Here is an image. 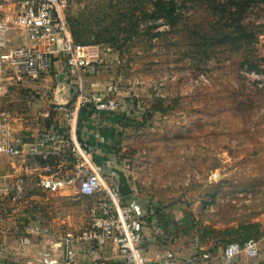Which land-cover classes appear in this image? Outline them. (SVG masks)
<instances>
[{
	"label": "rangeland",
	"instance_id": "374dc122",
	"mask_svg": "<svg viewBox=\"0 0 264 264\" xmlns=\"http://www.w3.org/2000/svg\"><path fill=\"white\" fill-rule=\"evenodd\" d=\"M155 1L68 0L71 35L88 46L92 64L70 82L61 116L79 98L116 86V110L96 112L92 100L81 105L79 137L106 157L99 165L107 180L117 183L124 172L126 196L143 204L145 236L156 245L183 258L217 241L263 240L264 0L243 8L241 0H166L167 12ZM127 115L137 120L121 124ZM45 159L54 176L73 170L69 150ZM24 174L6 175L22 179L16 200L23 223L56 218L61 237L89 228L98 194L81 193L79 178L50 191L37 172ZM183 205L175 218L172 209ZM244 223L256 226L246 235L228 230Z\"/></svg>",
	"mask_w": 264,
	"mask_h": 264
},
{
	"label": "built area",
	"instance_id": "2783aa9c",
	"mask_svg": "<svg viewBox=\"0 0 264 264\" xmlns=\"http://www.w3.org/2000/svg\"><path fill=\"white\" fill-rule=\"evenodd\" d=\"M68 0H0V97L5 96L8 84L24 80L44 81L55 57L64 58L68 73L74 72L76 81L82 80L81 71L92 64L88 46L76 42L65 18ZM21 31V42L10 45L9 32ZM116 86L109 83L103 96L79 98L66 113L67 129L63 134L54 130H43L28 147V154L47 157L59 150V142L67 147L74 157V172L71 176L42 175L39 185L56 191L74 183L79 178L78 190L86 195L98 194L92 209L89 228L82 233L66 231L60 239V255L49 252L27 258L25 264H76L75 247L79 243L102 246L111 242L125 264H206L210 260L228 261L244 252L249 256L258 255V241L248 236L242 242L228 241L218 253L203 251L198 256L183 257L165 249L154 258L146 255L143 247L144 206L134 197L122 195L114 181L106 179L101 166L93 159L96 147L77 137L79 108L92 100L96 112L114 111L120 101ZM12 115L0 110V154L17 156L21 145L11 138ZM22 188L20 176L7 181L0 173V195L16 199ZM183 210L187 205L182 206ZM2 211L0 208V218ZM24 242L29 237H23ZM99 264H112L105 261Z\"/></svg>",
	"mask_w": 264,
	"mask_h": 264
},
{
	"label": "crops",
	"instance_id": "0c3cea01",
	"mask_svg": "<svg viewBox=\"0 0 264 264\" xmlns=\"http://www.w3.org/2000/svg\"><path fill=\"white\" fill-rule=\"evenodd\" d=\"M9 34H13L12 41L9 37L10 45L21 42V31L17 32L12 29ZM55 79L57 84L53 85L52 82ZM76 80L73 72L68 73L64 58L58 56L53 59L44 81L24 80L8 84V93L0 97V110H7L11 113V138L21 145L22 152L17 156L0 154V173L5 176L10 173L15 175L16 172L28 175L35 171L41 176H54L53 173L46 172L45 157L40 154H28V147L43 130L51 129L59 134L66 131L67 124L64 119L68 110L65 111L64 117H62L59 108L70 100L73 90L69 85L70 82ZM48 92L52 94L49 96ZM76 102L71 103V107ZM78 129L81 132V128ZM86 136H89L88 132ZM58 144L59 150L50 155H60L67 151L68 148L62 142ZM92 145L95 146V144ZM32 158H37V163L34 162L35 160L32 161ZM62 164V162L58 163V166L60 167ZM73 172L74 163L73 170L65 177L71 176ZM25 177L27 179V176ZM7 180L10 181L9 178ZM20 206L21 204L16 199L12 200L11 197L5 194L0 195L1 211L3 209L0 218V264H25L27 258L37 256L43 252H49L52 256L60 255L61 248L59 244L61 232L64 230H61L63 227L60 228V224L55 221L56 218L43 216L42 219H39V217L30 219L28 216L23 223V217L20 216V212H17ZM180 207L172 209L175 218H179L183 214L184 210L182 206ZM260 230H262L261 237L263 240L253 236L258 241L257 256H249L241 252L231 260L223 262L219 259H213L206 264H264V221L260 225ZM145 234V225H143V242L148 241L149 248L148 250L144 249V251L148 257L154 258L163 250L171 249L162 248L159 244L156 245L157 240L150 236L147 237ZM25 236L29 237L28 242L23 241ZM225 243L217 241V244L214 243L210 249L204 251H210L213 254L218 253ZM75 250L76 264H99L102 261L112 264H125L123 257L117 253L111 242H106L102 246L79 243L76 245Z\"/></svg>",
	"mask_w": 264,
	"mask_h": 264
},
{
	"label": "trees",
	"instance_id": "16d2710c",
	"mask_svg": "<svg viewBox=\"0 0 264 264\" xmlns=\"http://www.w3.org/2000/svg\"><path fill=\"white\" fill-rule=\"evenodd\" d=\"M249 2L250 0H241L240 1V4L243 8V6H248L249 5ZM155 6L157 7L158 10H161L162 12H167L168 9H167V1L166 0H158L157 2L155 1ZM236 6V5H235ZM70 29H71V26H70ZM71 32H72V35H73V32L74 30L72 31L71 29ZM74 38V36H73ZM76 41V39H74ZM82 113H83V108L82 106H80L79 108V112H78V118H77V127L80 128V125L82 124ZM137 119L135 117H130V116H122L119 118V121L121 122V124H131L133 122H135ZM76 129V132H77V137L79 139H81L79 137V129ZM88 143L92 144L89 141H87ZM104 159L106 157H102V156H99L97 155V153H94L93 154V159L96 161V163L100 164L101 163V159ZM256 226V223H244V224H239L237 227H234L233 229H228V230H231V231H235L236 233H243L244 235H246L248 233V230L252 227ZM248 236H251V235H248ZM248 236H244L243 238H241L239 240V242H242L245 238H247Z\"/></svg>",
	"mask_w": 264,
	"mask_h": 264
},
{
	"label": "water",
	"instance_id": "95a60500",
	"mask_svg": "<svg viewBox=\"0 0 264 264\" xmlns=\"http://www.w3.org/2000/svg\"><path fill=\"white\" fill-rule=\"evenodd\" d=\"M118 190L122 195H128L131 191L123 171L118 170Z\"/></svg>",
	"mask_w": 264,
	"mask_h": 264
}]
</instances>
